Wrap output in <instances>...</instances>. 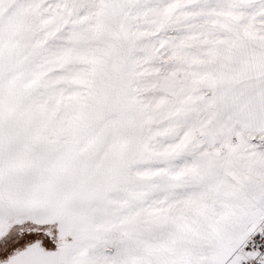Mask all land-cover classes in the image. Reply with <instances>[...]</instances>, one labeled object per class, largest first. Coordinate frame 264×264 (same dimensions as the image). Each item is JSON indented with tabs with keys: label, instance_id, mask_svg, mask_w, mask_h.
<instances>
[{
	"label": "snow or ice",
	"instance_id": "1",
	"mask_svg": "<svg viewBox=\"0 0 264 264\" xmlns=\"http://www.w3.org/2000/svg\"><path fill=\"white\" fill-rule=\"evenodd\" d=\"M0 264H264V0H0Z\"/></svg>",
	"mask_w": 264,
	"mask_h": 264
}]
</instances>
